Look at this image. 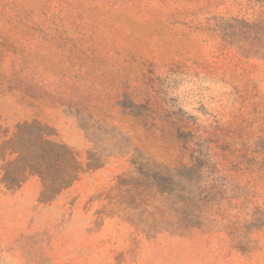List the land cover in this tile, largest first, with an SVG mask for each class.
Instances as JSON below:
<instances>
[{
    "label": "rangeland",
    "instance_id": "374dc122",
    "mask_svg": "<svg viewBox=\"0 0 264 264\" xmlns=\"http://www.w3.org/2000/svg\"><path fill=\"white\" fill-rule=\"evenodd\" d=\"M0 264H264V0H0Z\"/></svg>",
    "mask_w": 264,
    "mask_h": 264
}]
</instances>
